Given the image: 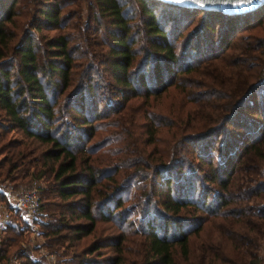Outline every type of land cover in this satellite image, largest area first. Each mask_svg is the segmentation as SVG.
Segmentation results:
<instances>
[{
	"label": "trees",
	"instance_id": "trees-1",
	"mask_svg": "<svg viewBox=\"0 0 264 264\" xmlns=\"http://www.w3.org/2000/svg\"><path fill=\"white\" fill-rule=\"evenodd\" d=\"M0 111V131L26 137L0 179L38 181L41 208L34 219L8 208L0 264L12 253L46 264L31 255L38 246L23 248L31 222L53 254L97 221L120 232L61 252L63 264H125L132 214L138 264H264V3L225 14L161 0H0ZM129 188L134 204L120 209ZM107 247L116 254L102 256Z\"/></svg>",
	"mask_w": 264,
	"mask_h": 264
},
{
	"label": "rangeland",
	"instance_id": "rangeland-1",
	"mask_svg": "<svg viewBox=\"0 0 264 264\" xmlns=\"http://www.w3.org/2000/svg\"><path fill=\"white\" fill-rule=\"evenodd\" d=\"M85 12H83L84 14ZM198 18L199 15H196L195 18H192V22L188 25V27L186 28V31L191 29L192 27H194L196 25V23L198 22ZM56 31L53 30H44L41 33L45 34V36H51L55 33ZM60 32H65L63 30H61ZM136 100V101H135ZM133 101H135V103H138L141 101V98H136ZM151 108H153L154 110H157V107H161V106H150ZM149 107V108H150ZM2 112L0 111V114ZM113 114V113H112ZM111 129V127L106 128L105 130H100L99 132L101 133L100 136H110L108 143L106 146H111L112 144H114L113 142V136L112 134L109 132V130ZM1 132V131H0ZM4 135V137L2 139H0V164L3 162L4 157L6 156V154L8 153L10 148H13L16 143H18L19 141L25 140V134L23 133L22 130H20L19 128H11L10 130L6 131V132H1L0 136ZM159 137L162 140H166L168 138V134L165 132L164 129H161L159 132ZM97 139V135L95 134L94 137H92L89 140V143H91L92 141ZM166 143V142H163ZM45 147V146H44ZM200 148V147H199ZM192 150H196V149H191ZM191 153V152H189ZM214 156L215 154H217L214 150ZM215 161V160H214ZM215 163V162H214ZM39 168V167H38ZM36 168V169H38ZM0 181H5V182H9L7 179H0ZM24 184H28V183H24ZM134 192V189L129 188L128 191L124 194V203L122 208L120 209H128L130 207L133 206L134 204V200L132 199V194ZM196 196V194H195ZM136 211V209L134 210ZM188 215V214H187ZM131 221V224H124L125 229L130 232H128V234H126L125 239L122 240L121 242V249H122V255L124 257H126L127 259V263L125 264H130L129 260H134L135 263L134 264H138L139 262H141V255H139V253L141 254L142 250H141V240L143 239L142 237H140L137 233H133L132 234V229L137 228V224L139 223V216L137 214H132L130 215L129 219ZM115 223V224H113ZM113 223H109V222H104V221H97L96 223V233L94 232L93 234L84 237L80 242L77 243L76 248L74 249L73 247H71V250L68 249H64V248H60V250L58 251V253H53L52 258L49 259L48 256H46V249L40 246V243L43 242L44 238L41 236V234L39 233L40 230V225L37 223H30L29 228H28V233H27V237H26V242H23V248L24 250L28 249V248H34L37 247L36 250H32V256L34 258L38 257L39 255H43L45 254V261L46 264H63V260L64 258H66V255L60 254L63 251H67L66 254L67 255H71L72 253V249L74 250H80L82 247H84L86 244L90 243V240L93 238V236H97L98 234L101 233V235H111V234H117L119 233V229L117 227V222H113ZM209 223L210 222H204L203 225V229L202 231L199 233V236H201L203 233L208 232L209 230ZM199 236H195L193 233L189 235V239L191 242V249H190V260L192 261V263L195 261V257H192V252L195 253V245H197L200 241V237ZM195 244V245H194ZM17 248V247H16ZM64 249V250H63ZM15 249L13 248V251ZM260 253L264 256V241H263V245L260 249ZM12 251V252H13ZM102 252V256H113L116 254V250L113 247H107V248H103L101 249ZM13 254V253H12ZM12 254L10 256H12ZM60 254V255H59ZM176 264H186V263H181L179 261V259L176 258L175 260ZM189 262V260H188ZM195 263V262H194Z\"/></svg>",
	"mask_w": 264,
	"mask_h": 264
},
{
	"label": "built area",
	"instance_id": "built-area-1",
	"mask_svg": "<svg viewBox=\"0 0 264 264\" xmlns=\"http://www.w3.org/2000/svg\"><path fill=\"white\" fill-rule=\"evenodd\" d=\"M0 192L4 195L6 203L0 201V236L5 230L9 219L8 208L19 209L24 217L34 219L41 213L40 199L38 194V181L32 180L28 184H12L0 181ZM49 259L52 253H47ZM17 254L13 253L7 262L2 264H17Z\"/></svg>",
	"mask_w": 264,
	"mask_h": 264
},
{
	"label": "water",
	"instance_id": "water-1",
	"mask_svg": "<svg viewBox=\"0 0 264 264\" xmlns=\"http://www.w3.org/2000/svg\"><path fill=\"white\" fill-rule=\"evenodd\" d=\"M166 3L225 14H241L255 10L264 0H161Z\"/></svg>",
	"mask_w": 264,
	"mask_h": 264
}]
</instances>
